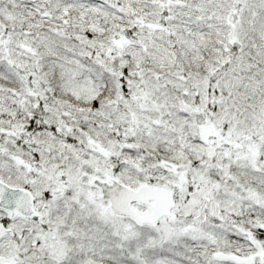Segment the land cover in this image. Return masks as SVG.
<instances>
[{
  "label": "snow or ice",
  "instance_id": "snow-or-ice-1",
  "mask_svg": "<svg viewBox=\"0 0 264 264\" xmlns=\"http://www.w3.org/2000/svg\"><path fill=\"white\" fill-rule=\"evenodd\" d=\"M0 264H264V0H0Z\"/></svg>",
  "mask_w": 264,
  "mask_h": 264
}]
</instances>
